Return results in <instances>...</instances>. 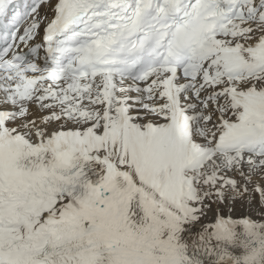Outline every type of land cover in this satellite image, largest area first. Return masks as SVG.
<instances>
[{
    "label": "snow or ice",
    "instance_id": "6c2138e0",
    "mask_svg": "<svg viewBox=\"0 0 264 264\" xmlns=\"http://www.w3.org/2000/svg\"><path fill=\"white\" fill-rule=\"evenodd\" d=\"M0 264H264V0H0Z\"/></svg>",
    "mask_w": 264,
    "mask_h": 264
}]
</instances>
